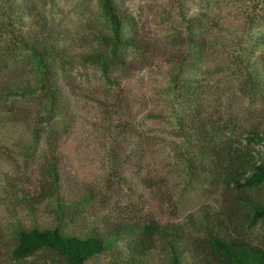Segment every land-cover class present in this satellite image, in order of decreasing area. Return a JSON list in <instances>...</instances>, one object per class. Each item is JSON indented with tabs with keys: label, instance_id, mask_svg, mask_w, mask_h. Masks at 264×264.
Wrapping results in <instances>:
<instances>
[{
	"label": "trees",
	"instance_id": "16d2710c",
	"mask_svg": "<svg viewBox=\"0 0 264 264\" xmlns=\"http://www.w3.org/2000/svg\"><path fill=\"white\" fill-rule=\"evenodd\" d=\"M57 1L0 0V142L14 144L28 162L45 156L40 188L45 180L59 182L62 176L56 156L73 122L67 87L79 67L102 74L108 88L99 106L109 126L129 144L142 131L127 113L133 96L126 83L143 62L160 59L169 65L165 103L189 178L216 192L229 190L236 203L230 211L204 210L193 231L180 223L122 218L78 234L66 223L69 207L57 197L58 225H26L22 213L35 217L42 196L14 185L11 205L4 202L15 239L12 256L22 261L48 253L51 264H90L101 257H107L105 264H189V259L194 264H264V239L250 238L237 223L238 213L253 226L264 222V157L259 149L264 129L243 128L237 136L215 118L206 96L210 93L195 89L187 77L189 66L217 51L215 56L234 69L238 84L256 95L262 92L264 59L257 54L264 46L259 32L264 0L245 6L216 0V7L210 0H167L175 23L166 50L145 34L124 0H97L104 24L88 33L48 16L46 8ZM23 55L31 65L20 74L11 64ZM213 74L208 69L207 75ZM256 102L264 106L263 96L257 95ZM161 114L148 116L161 120Z\"/></svg>",
	"mask_w": 264,
	"mask_h": 264
},
{
	"label": "rangeland",
	"instance_id": "374dc122",
	"mask_svg": "<svg viewBox=\"0 0 264 264\" xmlns=\"http://www.w3.org/2000/svg\"><path fill=\"white\" fill-rule=\"evenodd\" d=\"M137 18L145 34L164 50L174 29L175 11L167 0H124ZM216 7V0H210ZM236 5H249L253 0H234ZM59 0L46 8L48 16L72 30L88 33L104 23L98 10V1ZM207 4V3H205ZM202 7V6H201ZM257 7V6H256ZM264 11V10H263ZM264 15V12H262ZM264 34V27L260 29ZM217 52V51H214ZM213 52L207 60L189 66L187 77L200 91H208L207 100L213 112L227 129L233 128L239 136L243 128L264 129V112L257 95L264 98V89L257 95L238 84L232 66H226ZM264 59V46L257 56ZM168 55H164L167 57ZM20 74L31 65L30 59L21 56L12 62ZM160 59L143 62L142 67L126 83L133 96L130 101L134 120L140 124L141 136L129 144L120 139L118 131L106 120L98 99L106 95L107 84L100 71L93 67H79L74 82L68 83V99L73 122L57 150V162L62 176L59 182L45 180L40 188L45 156L35 161L19 157L14 144L0 142V264H51L52 256L41 253L28 260H17L11 254L14 237L10 235V220L4 202L12 203L14 185L38 191L41 207L35 217L22 213L26 225L34 221L40 226L58 225V203L69 207L66 217L70 231L84 234L88 229L104 228L107 223L127 218L140 222L154 219L161 223H180L190 231L195 230L204 210L230 211L236 195L229 190L215 191L203 187L189 178L181 157L180 140L176 137L173 120L165 103L168 67ZM211 69H210V68ZM209 71L214 74L209 77ZM264 107V106H263ZM162 113V114H161ZM161 114V120L149 117ZM2 133H0L1 137ZM264 157V146H260ZM53 163V162H52ZM48 168V165H46ZM232 206V207H233ZM225 208V209H223ZM241 231L255 240L264 239V222L253 226L252 220L238 213ZM101 257L90 264H105ZM189 264H194L189 259Z\"/></svg>",
	"mask_w": 264,
	"mask_h": 264
}]
</instances>
